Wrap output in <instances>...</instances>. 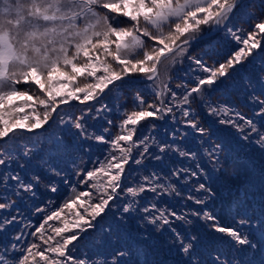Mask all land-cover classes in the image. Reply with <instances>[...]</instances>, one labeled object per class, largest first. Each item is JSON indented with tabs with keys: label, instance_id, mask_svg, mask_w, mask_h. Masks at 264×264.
Segmentation results:
<instances>
[{
	"label": "snow or ice",
	"instance_id": "6c2138e0",
	"mask_svg": "<svg viewBox=\"0 0 264 264\" xmlns=\"http://www.w3.org/2000/svg\"><path fill=\"white\" fill-rule=\"evenodd\" d=\"M246 148L264 156V0H0V264H138L130 225L181 264H253L264 166L258 200L214 207Z\"/></svg>",
	"mask_w": 264,
	"mask_h": 264
},
{
	"label": "trees",
	"instance_id": "16d2710c",
	"mask_svg": "<svg viewBox=\"0 0 264 264\" xmlns=\"http://www.w3.org/2000/svg\"><path fill=\"white\" fill-rule=\"evenodd\" d=\"M216 40V47L220 51L226 50V41H223L219 37H214ZM200 50L204 47L203 44L200 46ZM194 53L193 55L198 54ZM187 64L185 65V67ZM251 67V66H249ZM195 66L193 65V69ZM183 75V72L181 73ZM235 98V97H234ZM244 97L243 94L239 96L238 100L243 101ZM245 110V109H241ZM51 131V130H50ZM237 151L240 153L241 162L245 165L244 170L241 174V176L236 179L233 182H229V184L225 187L221 188V191L219 195L222 197V199L217 200L216 204L214 205L216 214L218 216H224L227 220V222H231L232 216L229 214V208L228 204L226 203L230 198H235L239 194L240 191L243 190V188L248 187L250 192L256 193V198L258 200L259 191H260V170L261 167L264 166V156L258 151L253 148H246V149H237ZM99 153H97L98 155ZM87 159V157H85ZM252 182L253 186L249 187V183ZM60 201H58L59 203ZM171 203L175 204V201H170ZM38 203H40L38 199ZM29 205H31V202H29ZM40 206H43V204H40ZM179 207V206H178ZM235 205H232V208L234 209ZM223 209V211H221ZM33 222H35V217H32ZM132 235V240L130 241L134 251L136 252L135 259L138 261V264H143V261L147 260H164L167 262V264H181V259L183 254L180 253L176 248H173L171 251L167 249V247L162 246L158 239H154L153 241H142L137 236V233L135 232V225L129 226ZM201 235L203 238V243L205 245L209 244L210 236L206 229H201ZM211 236H216L215 233H212ZM223 248L227 249V245H222ZM79 253L83 256L86 254H89L90 251H95L94 245L90 241H85L82 244L78 246ZM200 251L207 256L208 252L206 248H200Z\"/></svg>",
	"mask_w": 264,
	"mask_h": 264
},
{
	"label": "rangeland",
	"instance_id": "374dc122",
	"mask_svg": "<svg viewBox=\"0 0 264 264\" xmlns=\"http://www.w3.org/2000/svg\"><path fill=\"white\" fill-rule=\"evenodd\" d=\"M198 51H201V50H200V47H195V46H194V53H195V52L197 53ZM45 135H46V134H45ZM96 154H97V153H96ZM249 185H250L249 187H252V186H253V183H249ZM43 199H44L43 197L39 198L40 204H43V203H41V201H43Z\"/></svg>",
	"mask_w": 264,
	"mask_h": 264
}]
</instances>
